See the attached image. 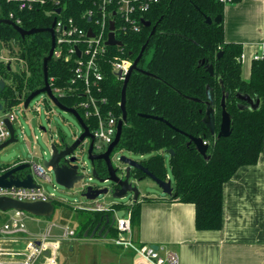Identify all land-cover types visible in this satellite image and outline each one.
I'll return each mask as SVG.
<instances>
[{
  "label": "trees",
  "instance_id": "obj_1",
  "mask_svg": "<svg viewBox=\"0 0 264 264\" xmlns=\"http://www.w3.org/2000/svg\"><path fill=\"white\" fill-rule=\"evenodd\" d=\"M44 1L32 8H22V2L27 0H0V19L20 20L19 24L25 29L47 28L56 16L57 2L76 18H81L90 8L99 12L96 0ZM239 1L162 0L145 14L152 26L142 25L140 32H118L122 45L108 46L101 58L100 89L94 88L99 99L107 100L101 103L102 110H112L118 118L122 117L123 80L115 73L111 60L116 55L135 58L146 44L139 69L132 73L127 85V120L116 149L150 154L140 162L163 180H168L169 173L163 151L172 149L170 167L175 193L171 199L195 205L198 229L221 228L225 182L240 166L257 163L264 150V53L253 60L251 77L246 80L242 76V44L225 39V6ZM218 15H222L221 21L215 20ZM207 17L213 21L207 22ZM93 22L94 18L88 23ZM153 25L156 28L152 33ZM51 43V34L47 31L23 37L14 26L0 21V46L8 49L0 58V79L6 82L0 99L9 108L44 86V58L49 54ZM208 64L214 66V75L208 71ZM73 76L72 61L52 57L48 77L53 87H68ZM219 77L228 93L226 103L232 115L233 132L217 139L203 119L210 86L214 89L215 127L219 131L223 96ZM239 93L259 98L260 107L250 109L248 102L239 98ZM81 98L80 94L66 95L60 101L73 107ZM241 104L245 107L241 108ZM191 136L207 141L210 159L198 152L194 142L189 143ZM95 168L101 176L108 174L103 160H97ZM134 173L137 177L147 176L139 169ZM54 201L56 205L70 207ZM117 209L130 210L132 227L136 224L140 203L119 205ZM76 212L80 221L76 236H83L89 228L92 230L102 216L104 221L106 215L113 214L112 210L76 209ZM110 233L114 237L118 235L114 226L110 227Z\"/></svg>",
  "mask_w": 264,
  "mask_h": 264
},
{
  "label": "crops",
  "instance_id": "obj_2",
  "mask_svg": "<svg viewBox=\"0 0 264 264\" xmlns=\"http://www.w3.org/2000/svg\"><path fill=\"white\" fill-rule=\"evenodd\" d=\"M224 25L225 39L242 44V76L249 80L255 55L264 53V0L227 3ZM9 64L11 67L12 63ZM144 179H149L147 184L159 188L160 192L141 191L137 201L140 203L139 216L132 233L137 244L166 245L178 254L180 264H264V150L257 163L240 166L225 182L223 221L219 229H198L193 203L171 199L155 180L148 176ZM169 179L174 187L170 173ZM59 201L70 207L55 204L49 224L69 225L76 232L80 225L76 209L97 210L98 202L79 208L84 204ZM108 210L104 205L99 211ZM28 218L41 222L39 218L29 215ZM105 223L106 219L101 222ZM110 227L106 226L109 229L106 236L97 233L90 236L93 228L88 236L75 235L67 239L61 238L60 227H54L53 235L60 245L57 264H143L132 248L114 241L118 235H111ZM37 264H43V260Z\"/></svg>",
  "mask_w": 264,
  "mask_h": 264
},
{
  "label": "built area",
  "instance_id": "obj_3",
  "mask_svg": "<svg viewBox=\"0 0 264 264\" xmlns=\"http://www.w3.org/2000/svg\"><path fill=\"white\" fill-rule=\"evenodd\" d=\"M161 1L96 0L95 4L99 8V12L90 8L82 14L81 18L69 15L67 10L59 5V2L56 3L57 9L54 11L56 16L53 20L55 21L53 57L72 61L74 76L68 87H53L52 82L50 85L53 94L59 100L66 95L80 94L82 96L73 108L79 112L93 134L95 152L105 151L115 140L118 122L121 119L112 110L103 111L101 103H105L107 100L104 97L99 99L94 93L95 87L100 89V82L103 79L101 58L107 53L108 46H110L107 45V40L111 31V22L115 23L114 32L117 39H119L118 32H140L142 25H144L143 20H146L145 14ZM44 2V0H27V2H22L21 7L32 8L36 4ZM58 9H60L59 12ZM93 18L94 22L89 24L88 22ZM16 23L19 24L20 20ZM90 30L93 35H90ZM262 56L263 54H256L254 59H259ZM133 61L134 58L123 55H116L111 60L113 69L121 80H124ZM119 72H121V76L118 75ZM25 99L23 97L19 103L23 110L30 107V105L28 108L25 107ZM49 100L52 101L50 98ZM15 119V113L3 103V108L0 109V145L11 137V130L6 120L11 121L14 125ZM52 142H55V139H52ZM104 145H107L105 149H103ZM22 162L29 161L20 160L13 165ZM30 163L38 177L52 181L51 171L44 166L43 162ZM11 166L0 165V176L7 172ZM0 197L24 202L54 200L40 184L38 187L32 188L15 185L0 186ZM96 205L95 209H104L103 204L97 203ZM76 207L78 206L76 205ZM79 208L86 207L80 205ZM5 212H9V214L6 221L0 225V264H37L41 260H43V264H57L60 245L59 240L55 239L53 235L54 227L62 229V239L76 235L74 227L61 225L57 222H52L41 232L34 234L26 222L29 212L20 209H10ZM114 226L118 231V236L114 238V241L117 244L132 248L143 264H180L178 254L166 245H158L156 248L150 244H137L133 240L130 210H126L124 217H116ZM12 243L21 245V248L11 247Z\"/></svg>",
  "mask_w": 264,
  "mask_h": 264
},
{
  "label": "water",
  "instance_id": "obj_4",
  "mask_svg": "<svg viewBox=\"0 0 264 264\" xmlns=\"http://www.w3.org/2000/svg\"><path fill=\"white\" fill-rule=\"evenodd\" d=\"M60 9H58V12ZM222 15L216 17V21H221ZM5 23H8L15 27V29L23 36L30 35L36 32L47 31L51 34L52 43L49 54L44 58V86L33 91L28 95L24 101L26 108L30 105L31 101L39 94L46 93L47 96L55 103V105L66 112L72 113L77 120L79 121L82 132L80 134H74L73 142H68L65 137L59 136V140L51 143V157L48 160L43 162L44 166L48 168L52 173L53 177L57 184L64 187L66 190H74L71 194H78L81 197L87 199L88 201L100 203L107 205L109 210L113 211V214L106 215V223L104 225L101 222L104 219V216L101 217V221L97 223L94 227L90 236L99 235L106 236L109 232V229L106 228L107 225L114 226L116 221V211H118L117 206L123 205L117 199H123L129 194H132L130 202L135 203L138 201L141 190L138 187V183L141 182L145 177H137L134 173L135 169L143 171L148 177L155 180L156 183L162 188V190L168 194L173 195L174 187L172 186V181L163 180L155 176L147 167H145L139 160L129 158L125 155L120 156L119 160L121 161V166H115L112 161V152L119 143L123 124L127 120V111H126V89L128 82L132 73L138 70V63L141 57L143 56L146 44L142 47L140 53L134 58L133 64L130 67L129 71L126 73L123 80V89H122V98H121V110L122 117L118 122V131L115 137V140L107 147L103 152H95L94 143L95 139L93 134L90 132L88 126L85 124L83 118L79 112L73 108L63 104L54 94L49 82L48 77V63L53 57V51L55 48V34H54V25L47 28H31L25 29L21 25L17 24L12 19H0ZM213 20L211 17H207V22L211 23ZM144 25L152 26V22L149 20H143ZM115 23L111 22V31L107 40V45H122V41L116 38L115 32ZM156 26L153 25L152 33L155 31ZM90 35H93V32L90 30ZM222 52L218 54L220 57ZM204 62V61H203ZM10 67V64H9ZM208 71L214 75V66L212 64L207 65ZM121 76V72L118 73ZM219 82L222 86L223 96L221 99L222 107V116L220 129L217 132L215 127V94L214 89L210 86L207 88V100L206 113L204 116V123L210 129L213 136H216L217 139L222 137H228L233 132V120L232 115L227 109V97L228 93L226 92L223 79L219 77ZM6 82L4 79H0V94L5 89ZM239 98L248 102V107L250 109H256L260 107V99L253 98L250 94L239 93ZM241 108H244L245 105L241 104ZM3 108V103L0 99V109ZM158 118V117H156ZM163 120V118H159ZM8 127L11 130V137L0 145V149L7 146L9 143L18 141L16 135V128L13 123L9 120H6ZM43 130H46L45 127H42ZM86 138H90V144L86 150L84 142ZM194 142L196 149L200 154L204 156L205 159H210L208 154L209 144L205 143V140L202 137H190V142ZM170 154L173 153L171 149ZM87 154L88 160L92 164V172L88 173L87 163L83 160L84 155ZM97 160H103L108 169V174L106 176H101L98 174L95 168V162ZM11 168L0 176V186H23V187H38L37 175L34 171L30 162H22L17 165L11 164ZM52 178V177H51ZM97 181V183H95ZM99 183H106L101 185ZM70 192V191H69ZM100 196H110L112 200L107 204L100 202ZM10 209H20L25 210L29 213H32L37 216L50 217L55 211V201L53 199L47 201H35V202H24L15 200L8 197H0V210L7 211ZM91 228L87 229L85 236L89 235ZM154 247L158 245L153 244Z\"/></svg>",
  "mask_w": 264,
  "mask_h": 264
},
{
  "label": "rangeland",
  "instance_id": "obj_5",
  "mask_svg": "<svg viewBox=\"0 0 264 264\" xmlns=\"http://www.w3.org/2000/svg\"><path fill=\"white\" fill-rule=\"evenodd\" d=\"M4 51H8L7 47L3 45L0 46V54ZM152 56V51L148 55L150 58ZM10 110L16 115L14 122L16 128V135L18 141L9 143L7 146L0 149V165L8 166L20 160H28L29 162L42 163L51 157V143L52 139L59 140V136L65 137L68 142H73L74 134H80L82 132V127L77 120V118L70 112L63 111L59 109L55 103L49 100L46 93H41L37 95L30 103V107L27 110H23L19 104L11 105ZM46 128V131L42 129ZM90 144V138H86L84 146L87 150ZM107 145H104L105 149ZM97 151H100L97 149ZM166 158V166L170 177H172V171L170 167V153L168 151L163 152ZM125 155L129 158L142 160L150 156V154L142 155L128 151L126 149H114L112 152V161L115 166H121L122 163L119 160L120 156ZM83 160L87 163L88 173L92 172V164L88 160L87 154L84 155ZM52 181H46L37 178V182L50 194L55 200L65 199L68 202L94 205L93 202L81 197L80 195L71 194L74 190H66L61 185L57 184L53 173L51 172ZM149 179H144L138 183V187L144 193H150L152 191L160 192L158 188H151L147 182ZM97 183V181H95ZM104 185L106 183H99ZM70 191V192H69ZM73 191V192H72ZM132 194H129L123 199H117L123 205L130 203ZM112 200L110 196H100V202L107 204ZM58 206V205H57ZM8 213L0 210V225H2L7 217ZM29 216L39 218L41 222L37 223L31 218L26 219L28 228L31 231L44 230L45 227L50 223L49 221L52 217L37 216L28 213ZM126 215V210L120 209L116 212L117 217H124ZM11 247L21 248L15 243H12Z\"/></svg>",
  "mask_w": 264,
  "mask_h": 264
}]
</instances>
